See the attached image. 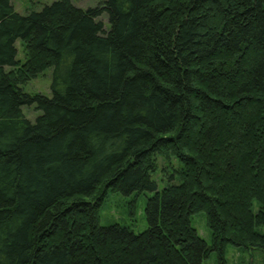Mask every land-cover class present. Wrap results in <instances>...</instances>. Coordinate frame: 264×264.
<instances>
[{
    "label": "trees",
    "instance_id": "obj_1",
    "mask_svg": "<svg viewBox=\"0 0 264 264\" xmlns=\"http://www.w3.org/2000/svg\"><path fill=\"white\" fill-rule=\"evenodd\" d=\"M49 69V97L24 92ZM110 191L152 193L145 231L99 225ZM228 245L264 252V0H0V264H201Z\"/></svg>",
    "mask_w": 264,
    "mask_h": 264
},
{
    "label": "rangeland",
    "instance_id": "obj_2",
    "mask_svg": "<svg viewBox=\"0 0 264 264\" xmlns=\"http://www.w3.org/2000/svg\"><path fill=\"white\" fill-rule=\"evenodd\" d=\"M14 10L24 15L29 11H39L44 5H49L53 0H10ZM72 5L77 8L87 9L95 7L101 3V0H70ZM105 28H108L107 16L102 14L97 18ZM18 50L16 59L23 61L22 49L19 42L16 43ZM5 70H9L6 67ZM52 70H46L38 77L30 80L23 86V90L29 94H40L49 97L51 95L50 85ZM24 116L30 121L41 115L40 110H35L33 106L23 107ZM225 136V134L223 135ZM174 163L176 161L174 160ZM159 168L153 174L152 178L157 181L158 190L164 187L167 182L166 176L161 171L163 163L159 161ZM152 193L145 192L134 196H123L117 192H108L99 209L98 218L100 226L120 225L127 227L134 234H139L147 228V222L144 213L146 198ZM132 211V213H131ZM191 225L197 231L198 235L207 243H210V233L206 227V221L203 213H198L191 218ZM201 264H264V252L262 251H243L231 245L226 246L224 256L220 257L217 252H213Z\"/></svg>",
    "mask_w": 264,
    "mask_h": 264
}]
</instances>
